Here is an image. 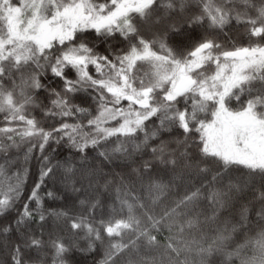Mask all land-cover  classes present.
I'll use <instances>...</instances> for the list:
<instances>
[{"label": "snow or ice", "instance_id": "snow-or-ice-1", "mask_svg": "<svg viewBox=\"0 0 264 264\" xmlns=\"http://www.w3.org/2000/svg\"><path fill=\"white\" fill-rule=\"evenodd\" d=\"M239 3L0 0V264H264V0ZM233 20L247 46L218 42Z\"/></svg>", "mask_w": 264, "mask_h": 264}, {"label": "trees", "instance_id": "trees-1", "mask_svg": "<svg viewBox=\"0 0 264 264\" xmlns=\"http://www.w3.org/2000/svg\"><path fill=\"white\" fill-rule=\"evenodd\" d=\"M238 7H242V4L239 3L238 0ZM255 39V38H253ZM217 40L221 44L225 46V48L231 49L232 47H240V46H247L251 41L248 38V34L245 30V26L242 24H238L235 20H233L229 25L226 26L223 32L217 33ZM103 49L101 48V51ZM79 96L82 98L85 96V94L81 93ZM76 103H81L80 99L75 100ZM88 105H92L94 107V104L92 101H88V104L81 103L82 107H86ZM37 118H40L42 120V123H44L45 127H47L49 124H52L53 121L51 120H44L41 113L39 111L34 113ZM2 119V117H0ZM53 147H56L53 145ZM45 155H50L55 157L53 159V163L55 164L57 161L63 163L66 158H69L67 156V149L66 148H58L56 153L52 152L51 148H47L45 150ZM40 152L36 150L34 152V155L32 158H30L27 163L24 161V153L23 150L19 152L18 155V162H17V168H19L21 171L23 169L27 168V176L24 184V198L27 197L28 193L31 191L32 187L34 186L35 182L38 179L39 174V168L41 164L40 160ZM95 151H92L89 156V161H91L92 157L95 156ZM118 171V170H117ZM46 187L47 188H57L58 190H63V184L61 183L59 179V174L57 177L54 178V180H48L46 181ZM22 201L23 202V199ZM81 198H84L81 196ZM20 207V204L17 205V208ZM46 207H51L56 209L57 211L63 209L64 211H67L69 215L78 214L82 209L79 204V201L75 198V196H68L65 199H60L55 202L52 201H46ZM16 213L13 211L9 216L7 217H0V224L6 223L7 219H10L11 216H14ZM31 231H34L37 236L41 235V231L43 233V239L45 241L48 240L49 234L54 233L56 235H61L64 237H69V230L68 225L64 223L63 219L57 221L52 217H49L47 222L44 224L43 229L41 230L40 226L36 223H33L31 225ZM65 242H68L66 240ZM32 260L35 261L39 259L36 252L33 251L29 253ZM41 256L45 259V264H51V253L47 249L43 253H41ZM93 258L96 260L100 259V255L97 253H94L87 257L86 261L85 258L82 257V255L78 251H72L68 254V260L69 264H93Z\"/></svg>", "mask_w": 264, "mask_h": 264}]
</instances>
